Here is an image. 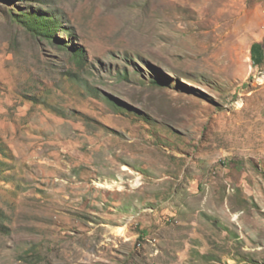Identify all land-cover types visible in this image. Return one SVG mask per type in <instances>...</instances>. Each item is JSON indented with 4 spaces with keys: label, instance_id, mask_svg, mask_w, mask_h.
<instances>
[{
    "label": "rangeland",
    "instance_id": "obj_1",
    "mask_svg": "<svg viewBox=\"0 0 264 264\" xmlns=\"http://www.w3.org/2000/svg\"><path fill=\"white\" fill-rule=\"evenodd\" d=\"M263 40L264 0H0V264H264Z\"/></svg>",
    "mask_w": 264,
    "mask_h": 264
},
{
    "label": "trees",
    "instance_id": "obj_2",
    "mask_svg": "<svg viewBox=\"0 0 264 264\" xmlns=\"http://www.w3.org/2000/svg\"><path fill=\"white\" fill-rule=\"evenodd\" d=\"M31 16H33L36 19L43 20V17L39 16V14H37V13H33ZM42 22L46 23L45 25H46V28H48L49 32L51 30L56 31L57 29H62V27H60L58 25H51L52 23H48L46 21L45 22L42 21ZM49 36L50 37L53 36V33H49ZM74 56L76 59H78L80 61L82 59V56H83L82 50L79 48L75 49ZM251 57H252L253 64L258 65V64H262L264 62V51H263L261 43L254 42L251 45Z\"/></svg>",
    "mask_w": 264,
    "mask_h": 264
},
{
    "label": "crops",
    "instance_id": "obj_3",
    "mask_svg": "<svg viewBox=\"0 0 264 264\" xmlns=\"http://www.w3.org/2000/svg\"><path fill=\"white\" fill-rule=\"evenodd\" d=\"M257 43H261L262 44V48H263V51H264V40L263 41H261V42H257ZM259 57V56H258Z\"/></svg>",
    "mask_w": 264,
    "mask_h": 264
}]
</instances>
